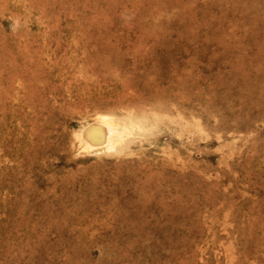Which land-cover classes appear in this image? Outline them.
Here are the masks:
<instances>
[{"label":"rangeland","instance_id":"1","mask_svg":"<svg viewBox=\"0 0 264 264\" xmlns=\"http://www.w3.org/2000/svg\"><path fill=\"white\" fill-rule=\"evenodd\" d=\"M0 264H264V0H0Z\"/></svg>","mask_w":264,"mask_h":264}]
</instances>
